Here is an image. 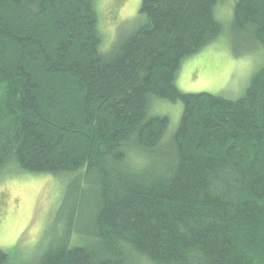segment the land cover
<instances>
[{
  "label": "trees",
  "instance_id": "trees-1",
  "mask_svg": "<svg viewBox=\"0 0 264 264\" xmlns=\"http://www.w3.org/2000/svg\"><path fill=\"white\" fill-rule=\"evenodd\" d=\"M219 1L143 0L102 49L95 0H0V174L67 177L37 264H264V67L239 99L177 86ZM233 1L229 31L264 48V0ZM157 99L183 104L173 133Z\"/></svg>",
  "mask_w": 264,
  "mask_h": 264
},
{
  "label": "rangeland",
  "instance_id": "rangeland-1",
  "mask_svg": "<svg viewBox=\"0 0 264 264\" xmlns=\"http://www.w3.org/2000/svg\"><path fill=\"white\" fill-rule=\"evenodd\" d=\"M142 1L95 0L102 49H109L119 35L127 34L140 23ZM233 5V0L217 3L215 16L225 31L204 49L183 59L177 74L181 91H205L239 99L264 67V48H254L229 31ZM182 110L181 102L157 99L153 104L155 114L169 116L168 134L177 128ZM66 184L67 177L63 175L16 167L0 174V248L9 254L12 264H37L49 245L59 238L71 212L68 206L60 211Z\"/></svg>",
  "mask_w": 264,
  "mask_h": 264
}]
</instances>
